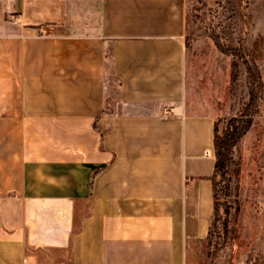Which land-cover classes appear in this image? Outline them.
<instances>
[{"label": "crops", "instance_id": "crops-1", "mask_svg": "<svg viewBox=\"0 0 264 264\" xmlns=\"http://www.w3.org/2000/svg\"><path fill=\"white\" fill-rule=\"evenodd\" d=\"M196 1L0 0V264L198 261L218 118L189 88Z\"/></svg>", "mask_w": 264, "mask_h": 264}, {"label": "rangeland", "instance_id": "rangeland-1", "mask_svg": "<svg viewBox=\"0 0 264 264\" xmlns=\"http://www.w3.org/2000/svg\"><path fill=\"white\" fill-rule=\"evenodd\" d=\"M210 30L223 44L255 58L264 87V0H197L189 7L190 93H198L209 111L222 120V134L228 120L237 116L248 100L247 69L238 56L217 49ZM233 157L240 164L239 174L227 183L228 197L219 199L211 236L195 264H264V89L260 114L235 147ZM226 219L227 238L222 234Z\"/></svg>", "mask_w": 264, "mask_h": 264}, {"label": "trees", "instance_id": "trees-1", "mask_svg": "<svg viewBox=\"0 0 264 264\" xmlns=\"http://www.w3.org/2000/svg\"><path fill=\"white\" fill-rule=\"evenodd\" d=\"M209 37L221 53L227 56H238L243 60L247 69L248 100L239 110L237 116L228 120L226 128L222 134L219 131V126L222 120L218 118L215 123V165L214 173L211 177L215 209L208 238L211 236L213 224L217 219L219 208L221 206L219 199L221 197L224 199L228 197L227 191L229 186H227V183H229L233 176H238L239 174L240 164L234 160V149L249 132L255 117L260 114V102L262 101L264 89L261 73L258 71V67L254 62L255 58L252 55L246 54L245 52L243 53L239 48L228 47L223 44L221 38L214 30H210ZM223 181L226 183L221 185V182ZM222 230L223 237L227 238L230 236L227 219L225 220Z\"/></svg>", "mask_w": 264, "mask_h": 264}]
</instances>
